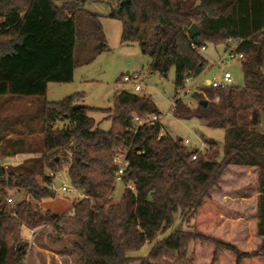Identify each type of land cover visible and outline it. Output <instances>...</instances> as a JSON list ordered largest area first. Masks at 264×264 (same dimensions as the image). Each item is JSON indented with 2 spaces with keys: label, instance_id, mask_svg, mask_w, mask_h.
<instances>
[{
  "label": "trees",
  "instance_id": "obj_1",
  "mask_svg": "<svg viewBox=\"0 0 264 264\" xmlns=\"http://www.w3.org/2000/svg\"><path fill=\"white\" fill-rule=\"evenodd\" d=\"M102 1L0 0V95L45 97L50 82H71L78 65L108 50L101 15L87 7ZM121 2L109 16L122 23V42L138 43L151 59V73L167 77L174 69L178 90L188 74L198 78L209 64L191 45L192 24L200 27L199 48L238 42L237 51L244 55L243 87H204L208 104H200L205 98L196 91V110L181 98L173 102L176 116L198 117L226 132L222 158L218 145L210 142L206 154L193 160L198 152L187 151L169 134L160 136L161 122L131 130L135 116L160 114L147 95L116 94L106 110L110 130L88 115V106L74 108L77 94L46 101L37 150L7 138L13 125L0 131L2 157L41 153L12 168L0 164V264H25L24 227L61 219L36 209L31 199L55 197L48 188L54 182L51 174L63 169L84 196L69 215L80 227L74 248L82 264H132L137 259L166 264L159 262L163 256L180 253L191 241L196 243L191 264H264V0H128L119 11ZM119 153L128 161L123 180L135 179V189L127 187L119 202L110 203ZM247 171L259 184L249 212L242 202L222 201ZM13 190L24 198L14 202ZM176 214L193 218L194 232L178 227L156 241L174 225ZM153 242L146 257L131 255Z\"/></svg>",
  "mask_w": 264,
  "mask_h": 264
},
{
  "label": "rangeland",
  "instance_id": "obj_2",
  "mask_svg": "<svg viewBox=\"0 0 264 264\" xmlns=\"http://www.w3.org/2000/svg\"><path fill=\"white\" fill-rule=\"evenodd\" d=\"M87 7L101 15L109 49L99 54L92 62L78 65L71 82H50L45 97L0 95V122H3L0 131L4 132L7 129L6 126L13 125L11 126L12 129H9L14 134L13 139L23 140L24 147L37 150L43 142L42 109L45 102H59L75 94L78 95V103L88 106V115L100 123L101 128L110 130L112 121L108 118L109 113L106 110L113 107L116 94L128 91L151 97L161 115V124L165 134L180 139L187 151H196L198 156H202L208 151V143L214 142L220 148V158H222L226 136L223 129L211 128L198 117L186 118L176 116L174 113L173 102L175 98H181L185 106L191 110H196L199 104L198 99L193 95L196 91L192 88L189 92H180L174 83V69L170 71L167 77L157 72L151 73L149 67L151 59L142 53L138 43L122 42V23L109 16L111 10L114 9L110 2L102 1ZM228 45L234 49L237 47L236 42L221 45L207 44L206 49L200 51L209 64L204 72L195 78L194 83L203 79H219L224 72L228 71L234 79L235 86H244L241 61L238 59L226 60ZM127 71L141 74L139 83L142 85V90L135 91L133 83L123 81ZM202 93L207 100L204 89L201 91ZM63 125V123L57 124L59 127ZM262 127H264V119ZM40 154L39 152L25 153L12 160L3 159L0 155V164L8 169L25 162H33ZM53 177L57 188L63 184L70 185L65 169L58 171ZM242 179L239 187L232 191L229 189L226 191L225 196H222V201L242 202V208L249 212L253 209L251 202H254L258 196L259 184L252 171L245 172ZM126 188V182L123 179L117 180L113 192L109 195L110 203L119 202ZM215 195L220 198L218 194ZM10 197L16 202L22 200L24 194H18L13 190ZM83 198L82 192L75 190L71 192L57 191L55 197L42 201L31 199L36 209L50 210L58 214L61 219L55 224L36 228V234L33 238L35 244H32L29 228H23L22 241L27 244L28 248L25 264H82L81 256L74 248V244L80 241V227L69 215L73 211L75 202ZM194 222L193 218L186 217L183 219L176 214L174 225L165 233L159 234L156 241L165 238L178 227L193 233ZM155 242L145 244L139 251L131 255L135 258L146 257ZM195 248L196 243L191 241L180 253H168L159 262L191 264ZM132 264H140V260L137 259Z\"/></svg>",
  "mask_w": 264,
  "mask_h": 264
},
{
  "label": "built area",
  "instance_id": "obj_3",
  "mask_svg": "<svg viewBox=\"0 0 264 264\" xmlns=\"http://www.w3.org/2000/svg\"><path fill=\"white\" fill-rule=\"evenodd\" d=\"M104 1L110 2L111 6L114 8L118 6V0H104ZM230 42H236L238 44V42L235 40L230 41ZM191 45L195 50H198V51H204L206 49V46L199 48L198 43H196L194 40L192 41ZM226 51H227L226 60L238 59L242 61L244 59V55L237 51V47L236 49H234L233 47L228 45ZM140 77H141L140 73H129L124 76L123 81L127 83H133L135 91H140L142 90V85L139 83ZM194 80L195 78L188 76L185 81V87L179 91L182 93H185V92L191 91L193 88L194 91L201 92L204 87L229 88L231 86H235L234 79L231 73L228 71L224 72L219 79H215V80L203 79L195 83H194ZM216 100H219V98L217 97ZM133 122H134V126L131 128V130H136L137 128L143 125H152V124L160 123L161 115L160 114H147L145 116H135L133 119ZM164 134H165V131L162 128L160 136ZM197 156H198V153H194L192 155V159L193 160L197 159ZM114 163L117 165L116 179L117 180L123 179V176L128 166L126 154L125 153L117 154L114 158ZM51 176L53 175L51 174ZM135 181H136L135 179H128L126 181V186L134 190ZM48 188L52 190L53 192H57V191L71 192V191L77 190L75 187L67 185V184H63L61 187L57 188L54 182L49 184ZM11 201H12L11 199H8V202L11 203ZM36 230L37 229H29V231L31 232L30 238L32 240V244H35V242L33 241V238L35 237Z\"/></svg>",
  "mask_w": 264,
  "mask_h": 264
},
{
  "label": "water",
  "instance_id": "obj_4",
  "mask_svg": "<svg viewBox=\"0 0 264 264\" xmlns=\"http://www.w3.org/2000/svg\"><path fill=\"white\" fill-rule=\"evenodd\" d=\"M128 0H122L121 2V5H120V8H119V11L121 10V7L123 6V4H125ZM200 27L198 26V24L194 23L192 24V26L190 27V35L191 37L193 38V40L196 42V43H199L200 40H199V35H200ZM130 72L127 71L126 74H129ZM190 76V74H188ZM200 104L204 105V106H207L208 104V100L204 99L200 102ZM84 104H81V103H76L74 104V108H79V107H82Z\"/></svg>",
  "mask_w": 264,
  "mask_h": 264
},
{
  "label": "crops",
  "instance_id": "obj_5",
  "mask_svg": "<svg viewBox=\"0 0 264 264\" xmlns=\"http://www.w3.org/2000/svg\"><path fill=\"white\" fill-rule=\"evenodd\" d=\"M13 137H14V134L12 132L8 131L7 138H13ZM24 154H18V155L13 156V157H5V158L3 157V159H6L7 158V160H12V159L18 158L19 156L24 155ZM258 195H259V193H258Z\"/></svg>",
  "mask_w": 264,
  "mask_h": 264
}]
</instances>
